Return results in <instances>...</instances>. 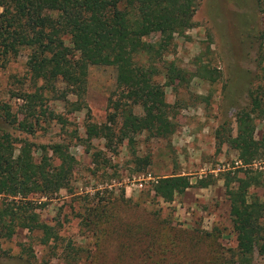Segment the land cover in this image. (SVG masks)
Listing matches in <instances>:
<instances>
[{
  "label": "rangeland",
  "instance_id": "1",
  "mask_svg": "<svg viewBox=\"0 0 264 264\" xmlns=\"http://www.w3.org/2000/svg\"><path fill=\"white\" fill-rule=\"evenodd\" d=\"M193 2L192 26L161 56L188 75L185 83L163 86L175 123L171 135L140 133L132 147L123 140L112 148L101 138H86L85 123L106 120L107 99L115 90L114 69L102 65L87 67L81 108L68 111L63 100L43 92L35 108L44 112L32 132L0 118V128L16 139L15 145L32 143L35 161L37 145L52 143L66 146L75 159L64 188L47 197L28 195L43 202L37 211L49 238L42 242L39 230L26 229L0 237V264H221L219 254L235 249L221 173L235 170L238 162L236 151L217 135L235 134L237 112L249 107L248 91H262L264 101V36H258L264 13L255 0ZM26 53L20 49L14 57L0 58V101L17 119L26 112L21 94L40 84L29 78ZM202 65L210 76L196 72ZM155 79L163 83L160 74ZM49 111L61 120L50 119ZM251 116L258 139L264 116ZM50 161L57 163L53 156ZM248 167L264 180V161ZM174 174L187 175L191 184L164 202L154 196L152 184ZM197 178L208 184L198 186ZM248 195L264 200V184L249 187ZM252 264H264V254L254 252Z\"/></svg>",
  "mask_w": 264,
  "mask_h": 264
},
{
  "label": "trees",
  "instance_id": "2",
  "mask_svg": "<svg viewBox=\"0 0 264 264\" xmlns=\"http://www.w3.org/2000/svg\"><path fill=\"white\" fill-rule=\"evenodd\" d=\"M255 3L264 13V0ZM193 11V0H0V58L7 60L26 49L29 78L40 83L33 92L21 94L26 109L22 119L1 101L0 118L22 132H32L38 114L44 112L35 108L42 103L43 92L63 100L68 111L81 108L87 67L102 65L114 69L115 90L107 99L106 120L85 123L86 138H101L106 148H112L123 140L132 147L140 133L171 135L175 123L163 86L185 83L188 75L172 61H161V56L176 35L192 26ZM152 35L156 39L147 41ZM258 36H264V26ZM196 72L210 74L203 65ZM159 74L163 83L155 79ZM261 93L248 91L249 107L237 112L233 136L227 130L217 135L236 151L238 162L235 170L221 173L235 237V249L219 254L221 264H252L254 252L264 254V200L248 195L249 187L264 184L260 173L248 167L254 160L264 161V128L254 138L251 116H264ZM68 95L74 100L69 101ZM48 114L61 120L51 111ZM15 140L0 128V237L17 229L39 230L45 242L50 233L37 211L43 202L28 195L47 197L64 188L75 159L66 146L52 143L37 145L40 158L35 161L32 143L20 140L15 145ZM51 156L57 163L50 161ZM190 184L187 175L157 177L152 192L170 202ZM196 184L202 187L208 182L197 178Z\"/></svg>",
  "mask_w": 264,
  "mask_h": 264
}]
</instances>
